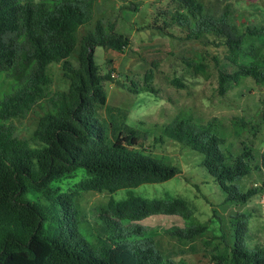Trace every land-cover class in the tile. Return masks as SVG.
I'll return each instance as SVG.
<instances>
[{
    "label": "trees",
    "instance_id": "1",
    "mask_svg": "<svg viewBox=\"0 0 264 264\" xmlns=\"http://www.w3.org/2000/svg\"><path fill=\"white\" fill-rule=\"evenodd\" d=\"M177 1L187 11L169 18L158 12L153 29L163 34L181 29L184 40L213 36L230 52L240 50L246 37L264 35V21L239 32L231 20L235 9L228 5L215 14L200 0ZM93 14L94 0H0V73L10 71L15 80L0 100V264H171L139 222L158 214L188 220L193 214L179 197L129 196L117 201L110 196L98 213L106 232L84 233L77 203L80 192L112 195L180 173L177 166L138 150L134 129L124 132L102 118L105 83L112 77L95 63V48L123 53L130 39L116 32L113 24L105 27L99 21L78 38V30ZM51 64H60L65 89L51 88ZM240 77L264 83L263 71L231 59L218 70L219 93L223 95ZM151 80L149 71L144 87H134V92L154 91ZM42 107L45 111L31 134L21 137L12 121ZM217 129L215 120L199 123L180 113L163 126L162 135L201 154V166L225 193V201L246 203L262 192L264 184L243 191L240 181L254 168L264 174V154L253 167L251 149L243 145L242 152L233 155L226 135ZM112 130L117 131L114 138ZM78 169L85 176L73 189L60 192L53 187ZM30 193L40 197L31 198ZM235 219L233 246L214 256L216 264H264V249H247L241 243L246 215L236 213ZM205 230L194 223L169 234L190 240Z\"/></svg>",
    "mask_w": 264,
    "mask_h": 264
},
{
    "label": "rangeland",
    "instance_id": "2",
    "mask_svg": "<svg viewBox=\"0 0 264 264\" xmlns=\"http://www.w3.org/2000/svg\"><path fill=\"white\" fill-rule=\"evenodd\" d=\"M200 1L215 14L226 5L235 9L231 20L239 32L247 25H260L264 21V0ZM186 11L177 0H94L93 17L78 30V38L99 21L105 27L113 24L116 32L130 39L123 53L101 46L95 48V63L102 73L109 72L112 77L105 83L107 101L100 114L124 132L134 129L138 150L177 166L180 173L162 183L120 189L112 195L82 191L77 203L84 233L95 236L106 232L98 213L110 196L117 201L129 196L182 198L193 211L188 220L158 214L139 223L147 227L146 235L153 238L156 248L171 264H216L214 256L226 254L228 246H233L235 215L239 212L247 217V230L240 237L243 246L264 249V188L246 203L225 201V193L201 166V154L163 136L162 128L180 113L199 123L215 120L217 130L227 137V145H232V154L239 155L245 145L254 157L251 165L259 164L264 154V83L240 77L222 95L218 90V70L234 59L264 72V35L246 37L240 50L230 52L213 36L202 41L184 40L181 29L163 34L152 28L158 12H166L169 18ZM149 71L154 91L134 92V87H144ZM50 75L52 89L66 88L60 64L50 65ZM13 86L15 80L10 71L0 73V100ZM44 111V107L36 108L26 118L12 121L21 137L31 134ZM116 135L117 131L110 132L112 138ZM84 176V170L78 169L54 182L53 187L60 192L73 189ZM263 184L264 174L256 168L240 181L243 191ZM29 197L38 199L40 195L30 193ZM194 223L203 224L206 230L190 240L169 234L175 228Z\"/></svg>",
    "mask_w": 264,
    "mask_h": 264
}]
</instances>
